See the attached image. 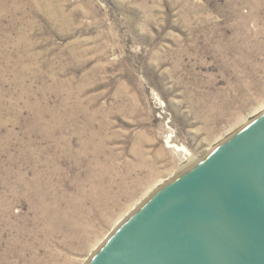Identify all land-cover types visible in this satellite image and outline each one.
I'll list each match as a JSON object with an SVG mask.
<instances>
[{"label": "rangeland", "instance_id": "rangeland-1", "mask_svg": "<svg viewBox=\"0 0 264 264\" xmlns=\"http://www.w3.org/2000/svg\"><path fill=\"white\" fill-rule=\"evenodd\" d=\"M264 109V0H0V264H85Z\"/></svg>", "mask_w": 264, "mask_h": 264}, {"label": "water", "instance_id": "water-1", "mask_svg": "<svg viewBox=\"0 0 264 264\" xmlns=\"http://www.w3.org/2000/svg\"><path fill=\"white\" fill-rule=\"evenodd\" d=\"M85 264H264V109L157 187Z\"/></svg>", "mask_w": 264, "mask_h": 264}]
</instances>
